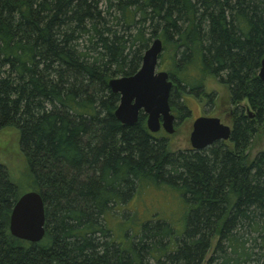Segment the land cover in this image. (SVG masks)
Segmentation results:
<instances>
[{"label": "trees", "instance_id": "obj_1", "mask_svg": "<svg viewBox=\"0 0 264 264\" xmlns=\"http://www.w3.org/2000/svg\"><path fill=\"white\" fill-rule=\"evenodd\" d=\"M156 38L182 118L208 76L227 87L229 140L174 153L144 114L116 119L108 82L134 75ZM263 56L264 0H0V130L17 131L45 208L40 242L11 236L23 193L0 163V264H264V150L249 154L264 128ZM164 186L183 202L180 232L158 215L128 225L124 206Z\"/></svg>", "mask_w": 264, "mask_h": 264}, {"label": "water", "instance_id": "obj_2", "mask_svg": "<svg viewBox=\"0 0 264 264\" xmlns=\"http://www.w3.org/2000/svg\"><path fill=\"white\" fill-rule=\"evenodd\" d=\"M162 50V41L154 39L143 54L139 70L132 76L112 78L108 87L112 93L119 95L114 115L122 125L134 126L141 113L146 116V127L150 133L155 134L162 128L166 134L172 135L175 117L171 112L169 97L173 83L167 72L156 71ZM258 77L264 83V56ZM249 116L252 117L250 112ZM231 132L232 129L219 118L199 117L194 121L190 133L191 149L202 151L215 142L227 141ZM44 225L45 208L41 195L36 191L23 193L11 210V236L28 243H38L45 235Z\"/></svg>", "mask_w": 264, "mask_h": 264}, {"label": "rangeland", "instance_id": "obj_3", "mask_svg": "<svg viewBox=\"0 0 264 264\" xmlns=\"http://www.w3.org/2000/svg\"><path fill=\"white\" fill-rule=\"evenodd\" d=\"M162 51L159 56L156 71L169 72L172 70V62L168 61L169 54ZM161 59H164L161 63ZM194 80L201 77V71L198 68H191L189 74ZM121 77V76H119ZM115 77V78H119ZM205 93L208 97L203 95L199 98H194L192 95H185L184 101L190 111L187 116L182 118L175 126V131L172 135H167L160 132L156 135L164 137L168 140V150L170 152H183L190 148L189 137L192 132L194 120L198 117H216L227 126L230 125V105H229V92L225 85L220 84L214 77L208 76L205 79ZM211 101V102H210ZM182 103V98L179 100ZM245 104L242 102L241 105ZM173 113L176 108L172 109ZM176 115V113H174ZM19 136L17 131L13 128H4L0 130V163L3 164L8 171L10 179L19 185L21 193L30 191L28 188L27 167L25 160L20 152L18 144ZM264 150V128H260L256 134L250 148V159ZM180 194L173 190L170 186H164L163 189L149 188L142 191L139 195L133 197L126 206H124L125 213H131L126 218V222L130 226H135L144 223L146 220L153 219L158 215L160 219L170 222L180 232L183 227V218L185 215V208L179 196ZM121 216V212L113 213L109 217L110 225L113 227L115 235L122 232L124 227L118 225L117 221ZM116 221V222H115ZM118 238L122 241L123 237Z\"/></svg>", "mask_w": 264, "mask_h": 264}, {"label": "flooded vegetation", "instance_id": "obj_4", "mask_svg": "<svg viewBox=\"0 0 264 264\" xmlns=\"http://www.w3.org/2000/svg\"><path fill=\"white\" fill-rule=\"evenodd\" d=\"M169 79H170V77H169ZM171 81H172V83H173V87L174 86H176V83H174V81L172 80V79H170ZM172 91V90H171ZM208 95V94H207ZM209 96V95H208ZM170 98V97H169ZM211 102V101H210ZM170 105V104H169ZM171 108V107H170ZM171 112H172V114L174 115V117H175V122H174V127L175 126H177L178 124H179V122H180V117H178L179 116V114H180V108L179 107H176V111L174 112V113H176V115L173 113V111H172V108H171ZM177 114H178V116H177ZM230 128H231V126H230ZM160 132H164V130L161 128L160 129V131L159 132H157V133H155V134H158V133H160ZM165 133V132H164ZM166 134V133H165ZM168 135V134H167ZM164 138V137H163ZM189 143H190V141H189ZM187 151H194V150H192L191 149V146H190V148L187 150Z\"/></svg>", "mask_w": 264, "mask_h": 264}]
</instances>
